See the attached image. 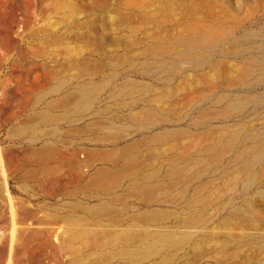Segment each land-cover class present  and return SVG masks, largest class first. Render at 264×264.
<instances>
[{
    "label": "rangeland",
    "instance_id": "1",
    "mask_svg": "<svg viewBox=\"0 0 264 264\" xmlns=\"http://www.w3.org/2000/svg\"><path fill=\"white\" fill-rule=\"evenodd\" d=\"M55 82L101 113L114 101L178 107L183 121L137 124L184 131L169 155L184 176L154 167L146 201L120 188L118 209L112 190L89 193L88 229L43 214L41 229H0L11 254L134 240L157 245L143 264H264V0H0V115H27Z\"/></svg>",
    "mask_w": 264,
    "mask_h": 264
},
{
    "label": "crops",
    "instance_id": "2",
    "mask_svg": "<svg viewBox=\"0 0 264 264\" xmlns=\"http://www.w3.org/2000/svg\"><path fill=\"white\" fill-rule=\"evenodd\" d=\"M64 84L50 83L34 97L27 115L25 110L9 117L0 115V229H41V214L71 219L65 229H88L90 212L97 208L87 204L89 193L112 190L113 208L118 209L120 188L143 196L139 203L146 201L154 167L165 170L170 179L184 176L183 157H169L183 150L179 133L184 131L151 126L140 132L137 124L183 121L178 107L169 113L162 102L157 108L150 103L138 110L135 102L114 101L101 113L90 107L87 91L66 89ZM160 155H168L167 160L160 161ZM18 245L24 251L15 256L0 241V264L3 259L7 264H143L152 260L147 251L157 246L134 240ZM159 245L162 262L166 247Z\"/></svg>",
    "mask_w": 264,
    "mask_h": 264
},
{
    "label": "bare ground",
    "instance_id": "3",
    "mask_svg": "<svg viewBox=\"0 0 264 264\" xmlns=\"http://www.w3.org/2000/svg\"><path fill=\"white\" fill-rule=\"evenodd\" d=\"M208 77V76H207ZM15 226V225H14ZM14 229V228H13ZM13 236V235H12ZM10 254V253H9Z\"/></svg>",
    "mask_w": 264,
    "mask_h": 264
}]
</instances>
